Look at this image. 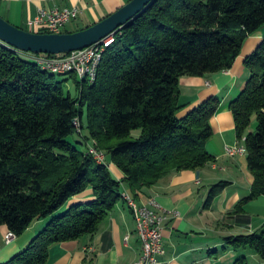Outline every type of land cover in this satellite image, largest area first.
Segmentation results:
<instances>
[{"label": "trees", "instance_id": "trees-1", "mask_svg": "<svg viewBox=\"0 0 264 264\" xmlns=\"http://www.w3.org/2000/svg\"><path fill=\"white\" fill-rule=\"evenodd\" d=\"M263 25L264 0H152L115 31L94 82L71 74L77 97L39 66L33 58L39 54L0 40V225L18 236L35 220L51 217L25 250L3 264L46 263L51 245L94 234L122 198L121 181L106 160L88 153V145L105 153L132 191L214 161L206 144L220 99L210 97L181 114L189 103L182 102L180 78L228 70ZM244 63L249 76L229 109L237 137L245 136L253 182L235 213L264 195V39ZM253 118L256 130L249 132ZM74 134L80 136L75 143L69 140ZM227 184L211 187L207 206ZM89 188L93 199L60 213ZM226 241L234 251L248 248L264 260V228Z\"/></svg>", "mask_w": 264, "mask_h": 264}, {"label": "crops", "instance_id": "crops-1", "mask_svg": "<svg viewBox=\"0 0 264 264\" xmlns=\"http://www.w3.org/2000/svg\"><path fill=\"white\" fill-rule=\"evenodd\" d=\"M129 0H0V15L24 30L38 31L30 25L39 9L76 7L79 14L64 29L78 30L108 16ZM264 39V25L248 37L240 54L228 70L207 76L180 78L181 99L189 106L181 114L210 97L220 99V106L211 118L212 136L206 150L215 157L203 167L173 172L151 187L132 191L123 181L124 173L108 158L112 175L122 183L138 202L149 197L178 216L170 218L163 230L164 253L158 264H233L245 257L247 264H264L251 249L234 251L226 238L259 232L264 228V195L248 201L241 213H235L237 202L249 194L253 176L247 168L246 154L229 156L225 147L238 140L229 103L244 88L249 76L244 60ZM221 181L228 184L212 200H206L211 187ZM133 194V195H132ZM93 199L92 190L72 197L61 208ZM247 216L249 220L247 221ZM51 217L37 219L10 243L5 242L9 231L0 225V264L25 250ZM142 252L133 210L121 198L92 235L53 244L44 264H132Z\"/></svg>", "mask_w": 264, "mask_h": 264}, {"label": "built area", "instance_id": "built-area-1", "mask_svg": "<svg viewBox=\"0 0 264 264\" xmlns=\"http://www.w3.org/2000/svg\"><path fill=\"white\" fill-rule=\"evenodd\" d=\"M79 10L76 7H53L50 9H39L37 15L30 20V25L38 31L46 33L63 32L65 26L72 20L76 19ZM115 32L109 34L101 41L92 44L88 47L73 50L66 54L56 55H34L37 57V63H43L47 67H52L57 73L60 70H69V74L75 75L77 78L79 73L84 69H88L92 63V58H89V50L97 49L103 40H106ZM77 128L80 130V121L75 118ZM245 136L230 145L225 147V153L229 156L246 154ZM88 153L94 159L106 160L105 153L100 150H94L92 145H88ZM125 191V190H124ZM131 200V210H135L136 214V230L141 240L142 252L141 255L132 264H158V257L164 253L163 248V230L165 223L172 217L179 215L177 211L168 210L162 207L154 197L152 202L156 207H159V214L147 213L143 209V201L138 202L135 198ZM16 237L15 233L8 231L5 234V242L10 243Z\"/></svg>", "mask_w": 264, "mask_h": 264}, {"label": "water", "instance_id": "water-1", "mask_svg": "<svg viewBox=\"0 0 264 264\" xmlns=\"http://www.w3.org/2000/svg\"><path fill=\"white\" fill-rule=\"evenodd\" d=\"M152 0H129L100 21L72 32L46 33L24 30L0 15V40L23 52L66 54L95 44L117 31Z\"/></svg>", "mask_w": 264, "mask_h": 264}, {"label": "bare ground", "instance_id": "bare-ground-1", "mask_svg": "<svg viewBox=\"0 0 264 264\" xmlns=\"http://www.w3.org/2000/svg\"><path fill=\"white\" fill-rule=\"evenodd\" d=\"M113 43H114V34L110 36L109 38H107L106 40H103L101 44H99L97 49L89 50V58H92V63L91 65H89L88 69H84L81 73H79L78 78L80 80H87L89 83H92L95 81L103 54L106 48L110 47ZM33 58L37 62V57H33ZM38 64L39 66H41L42 69L48 70L49 72H52L58 75L69 74V70H60V72L57 73L56 70L52 67H47L43 63H38ZM74 124L77 127L76 120H74ZM92 148L94 150H98L93 145H92ZM96 161L101 162V163L105 162V160H99V159H96ZM122 198L126 201L128 206L131 208V200L129 198H133V197L127 191H122ZM151 198L152 197H149L147 201L143 203V209L147 213L159 214V207L155 206ZM133 213H134L135 222H136L135 210H133Z\"/></svg>", "mask_w": 264, "mask_h": 264}, {"label": "rangeland", "instance_id": "rangeland-1", "mask_svg": "<svg viewBox=\"0 0 264 264\" xmlns=\"http://www.w3.org/2000/svg\"><path fill=\"white\" fill-rule=\"evenodd\" d=\"M27 55H29V54H27ZM57 77L60 80H64V91H65L66 94L69 93L72 97H77L79 95V90L77 89L75 79L73 78V76L71 74H63V75H58L57 74ZM85 114H86V111H85ZM255 130H256V119L253 118L252 122H251V124H250V126L248 128V131L249 132H255ZM84 133H86V132L84 131ZM139 133H140V130H135L133 132V135L134 136H138ZM79 137L80 136L78 134H74V135H72L70 137L69 140L72 141L73 143H75L76 139H78ZM78 147H80V149L85 148V146H81V145H78ZM64 210H66V208L62 209L60 211V213L63 212Z\"/></svg>", "mask_w": 264, "mask_h": 264}]
</instances>
